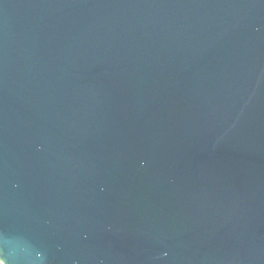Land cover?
Returning <instances> with one entry per match:
<instances>
[{"label":"water","instance_id":"95a60500","mask_svg":"<svg viewBox=\"0 0 264 264\" xmlns=\"http://www.w3.org/2000/svg\"><path fill=\"white\" fill-rule=\"evenodd\" d=\"M2 264H264V0H0Z\"/></svg>","mask_w":264,"mask_h":264},{"label":"trees","instance_id":"16d2710c","mask_svg":"<svg viewBox=\"0 0 264 264\" xmlns=\"http://www.w3.org/2000/svg\"><path fill=\"white\" fill-rule=\"evenodd\" d=\"M0 264H1V262H0Z\"/></svg>","mask_w":264,"mask_h":264},{"label":"built area","instance_id":"2783aa9c","mask_svg":"<svg viewBox=\"0 0 264 264\" xmlns=\"http://www.w3.org/2000/svg\"><path fill=\"white\" fill-rule=\"evenodd\" d=\"M2 264V263H1Z\"/></svg>","mask_w":264,"mask_h":264}]
</instances>
